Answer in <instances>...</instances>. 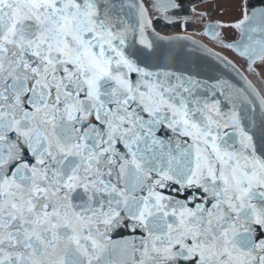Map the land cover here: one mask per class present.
Here are the masks:
<instances>
[{"label":"snow or ice","instance_id":"obj_1","mask_svg":"<svg viewBox=\"0 0 264 264\" xmlns=\"http://www.w3.org/2000/svg\"><path fill=\"white\" fill-rule=\"evenodd\" d=\"M212 2L0 0V264H264V0Z\"/></svg>","mask_w":264,"mask_h":264},{"label":"rangeland","instance_id":"obj_2","mask_svg":"<svg viewBox=\"0 0 264 264\" xmlns=\"http://www.w3.org/2000/svg\"><path fill=\"white\" fill-rule=\"evenodd\" d=\"M204 10L212 12V19L213 20H217V19H219V20H231V19H234L238 15V12L236 11V3H234L233 0H213L212 3L206 5ZM221 12H223V14H221ZM201 32H202V25L190 23L187 25L186 31L184 30L180 33L181 34L191 33L192 35L199 37L200 39L204 40L205 42H207L211 46L215 47L207 37L198 34ZM215 48L218 50H221L223 52H228V51H224L218 47H215ZM228 53L235 56L231 52H228ZM240 61H242V60H240ZM242 63L244 64L243 61H242ZM250 78H254V77L250 76ZM256 87H257V85H256ZM257 88L259 90H262V89H260V87H257Z\"/></svg>","mask_w":264,"mask_h":264},{"label":"water","instance_id":"obj_3","mask_svg":"<svg viewBox=\"0 0 264 264\" xmlns=\"http://www.w3.org/2000/svg\"><path fill=\"white\" fill-rule=\"evenodd\" d=\"M160 32V31H159ZM162 35H166V36H174V35H188L189 37H191V39L199 42V43H203L204 45H206L209 49H211L212 51H215V52H218L220 53L221 55L223 56H226L228 59L232 60L236 67L241 71L243 72L244 71V64L242 63V61H240L237 57L233 56L232 54L228 53V52H223L221 50H218L216 49L215 47L211 46L210 44H208L207 42H205L204 40L200 39L199 37L197 36H194L192 35L191 33H185V34H181L180 32H176V33H163V32H160ZM208 38V37H207ZM209 39V38H208ZM182 43H185L186 45V50L189 51V52H192L193 49H192V45L190 42H182ZM194 55H203L201 53H198V52H194L193 53ZM204 59L207 60V56L204 55ZM220 67V71L215 73L216 75H223L224 78L228 79L230 82L232 83H236V84H241L242 81H240V78L234 73V72H231L229 69H225L223 68V66H219ZM245 75H247V73H245ZM250 80H252L250 78V76L248 77ZM252 83H253V80H252ZM253 85L256 87V85L253 83ZM257 88V87H256ZM257 90H259L257 88Z\"/></svg>","mask_w":264,"mask_h":264},{"label":"trees","instance_id":"obj_4","mask_svg":"<svg viewBox=\"0 0 264 264\" xmlns=\"http://www.w3.org/2000/svg\"><path fill=\"white\" fill-rule=\"evenodd\" d=\"M197 0H182V3L184 5L183 10L179 15H188L189 14V8L192 4L196 3ZM261 3V0H250L251 6H256ZM156 29L163 33H176V32H182L184 29L181 27L179 23L176 24H167L163 22L162 20H157L155 22Z\"/></svg>","mask_w":264,"mask_h":264},{"label":"crops","instance_id":"obj_5","mask_svg":"<svg viewBox=\"0 0 264 264\" xmlns=\"http://www.w3.org/2000/svg\"><path fill=\"white\" fill-rule=\"evenodd\" d=\"M253 80V83H255V85H257V87H260V89H264V84H261V82L259 80H257L255 77L251 78Z\"/></svg>","mask_w":264,"mask_h":264}]
</instances>
